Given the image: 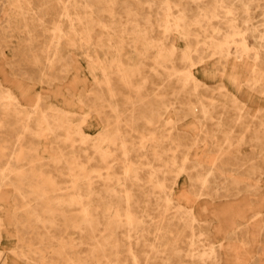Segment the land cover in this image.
<instances>
[{
	"label": "rangeland",
	"instance_id": "obj_1",
	"mask_svg": "<svg viewBox=\"0 0 264 264\" xmlns=\"http://www.w3.org/2000/svg\"><path fill=\"white\" fill-rule=\"evenodd\" d=\"M74 1L0 0V264H264V0H223L207 32L194 21L215 0H171L183 39L159 26L162 0H76L65 17ZM234 26L249 55L222 48Z\"/></svg>",
	"mask_w": 264,
	"mask_h": 264
},
{
	"label": "bare ground",
	"instance_id": "obj_2",
	"mask_svg": "<svg viewBox=\"0 0 264 264\" xmlns=\"http://www.w3.org/2000/svg\"><path fill=\"white\" fill-rule=\"evenodd\" d=\"M181 1V0H180ZM198 1V0H197ZM196 1V2H197ZM203 1V0H202ZM208 1V0H207ZM228 1V0H227ZM234 1V0H233ZM250 1H253V0H250ZM77 2L78 1H74L73 2V4H71V5H63V15L65 16V17H68V18H70V11H69V6L71 7H75V4H77ZM116 2V1H115ZM184 2V1H183ZM195 2V1H194ZM203 2H205V1H203ZM202 2V3H203ZM210 2H212V1H210ZM222 2H223V0H215V5H213V7H211V8H202L203 10L200 12V13H198V15H197V17H196V20H195V18H194V24H196V25H198L199 26V28L203 31V32H207L208 31V28L210 27V20H211V18L213 19V17H217L218 15H219V12H218V10L221 8V11H222V6L224 5V3L222 4ZM230 2H232V1H230ZM237 2V1H236ZM241 2V1H240ZM69 3H71V2H69ZM85 3V2H84ZM181 3H182V1H181ZM181 3H178L177 1H171V0H162V1H160V3L158 4V11H157V15H159V16H161L162 17V19L160 20L161 22H160V24H159V26L161 27V28H163V30H164V32L166 33V34H168V32L169 31H171V32H174V33H176L177 34V36L178 37H180V38H186V37H189L190 35H191V31L193 30V29H191L192 27H191V25L190 24H182V21H184L183 20V17L185 16V12H186V7H188V6H184L183 4H181ZM148 4V3H147ZM185 4H186V2H185ZM197 4V3H196ZM205 4V3H204ZM203 4V5H204ZM238 4V3H237ZM245 4V3H244ZM256 4V3H255ZM187 5H190V4H187ZM199 5H201V4H199ZM199 5H197V6H199ZM231 5V4H230ZM233 5V4H232ZM245 5H247V4H245ZM84 6H85V8H84V10L85 9H87V8H89L91 5H89V4H87V3H85L84 4ZM181 7V8H179L177 11L179 12V14H178V16L177 15H175V10H174V8L175 9H177L176 7ZM210 6V5H209ZM225 6V5H224ZM234 6V5H233ZM218 7H220L219 9H218ZM227 7H229V6H227ZM241 7V6H240ZM197 8V7H196ZM200 8V7H199ZM242 8V7H241ZM218 9V10H217ZM235 9V8H234ZM233 9V10H234ZM238 9V8H237ZM245 9H247V8H245ZM250 9V8H249ZM83 10V11H84ZM88 10V9H87ZM248 10V9H247ZM76 11V10H75ZM82 11V10H81ZM190 11V10H189ZM189 11H187V12H189ZM199 11V10H198ZM220 11V10H219ZM221 11H220V13H221ZM236 11V10H235ZM74 12V11H73ZM85 12L87 13V15H88V13H89V15L88 16H90L91 15V13H92V11L89 9L88 11H86L85 10ZM84 12V13H85ZM113 12V11H112ZM242 12V11H241ZM245 12V11H244ZM72 13V12H71ZM197 13V12H196ZM235 13V12H234ZM246 13V12H245ZM76 14V13H75ZM78 14V13H77ZM76 14V15H77ZM113 14V13H112ZM224 14V13H223ZM225 14H227V15H232L233 14V12L231 11V10H225ZM236 14V13H235ZM234 14V15H235ZM244 14V13H243ZM251 14V13H250ZM245 15V14H244ZM243 15V16H244ZM247 15V14H246ZM86 16V15H85ZM128 16V15H127ZM146 16V15H145ZM188 16V15H187ZM186 16V17H187ZM222 16H224V15H222ZM233 16V15H232ZM237 16H239V15H237ZM91 17V16H90ZM147 17V16H146ZM149 17H150V15H149ZM192 17H195V16H192ZM191 17V18H192ZM221 17V16H220ZM234 17H236V15L234 16ZM246 17V16H245ZM78 18V17H77ZM123 18V17H122ZM125 18H127V17H125ZM189 18V17H188ZM233 18V17H232ZM237 18L238 17H236V19H232V20H230L231 22L233 21V20H237ZM72 19V18H71ZM124 19V18H123ZM147 18H145L144 20L145 21H147L146 20ZM149 19V18H148ZM157 19V18H156ZM220 19V18H219ZM228 19V18H227ZM149 20H151V19H149ZM148 20V21H149ZM191 20V19H190ZM226 20V19H225ZM240 20V19H239ZM72 21V20H71ZM192 21V20H191ZM216 21V20H215ZM218 21V20H217ZM247 21V20H246ZM251 21V20H250ZM150 22V21H149ZM148 22V23H149ZM226 22H227V20H226ZM235 21H233V23H234ZM242 22V21H241ZM248 22V21H247ZM159 23V22H158ZM191 23V22H190ZM210 23V24H209ZM215 23V22H214ZM238 23V22H237ZM240 23V22H239ZM244 25H245V23L246 22H242ZM194 24H192V25H194ZM232 24V23H231ZM235 24H236V22H235ZM133 25H134V23H133ZM156 25V24H155ZM229 24L227 23V26H228ZM236 25H238V24H236ZM247 25H248V23H247ZM252 25V24H251ZM130 26V25H129ZM197 26V27H198ZM230 26H232V25H230ZM239 26V25H238ZM240 26H242V25H240ZM259 26V25H258ZM194 27V26H193ZM247 26H245V28H246ZM254 27V26H253ZM195 28V27H194ZM214 28V27H213ZM219 25H218V31L217 32H219L220 30H219ZM227 28H229V27H227ZM233 30L231 31V32H229L228 33V35L227 36H225V42L223 43V46H222V48H228L229 49V47H232L233 49H234V52H241V53H243V54H246V55H249L250 54V48H249V46L246 44V41H245V36H244V32L242 31L243 29L242 28H239V29H242L241 31L239 30V29H237V27L236 26H234V28L233 27H231ZM252 29V28H251ZM257 28H255V30H256ZM146 30V29H145ZM163 30H161V31H163ZM229 30V29H228ZM252 30H254V28L252 29ZM59 31V30H58ZM136 31V30H135ZM126 32H127V30H126ZM149 32V31H148ZM150 32H152V31H150ZM247 31H245V33H246ZM248 32H249V28H248ZM247 32V33H248ZM147 33V32H146ZM256 33H257V31H252L251 32V37H252V39L256 42V41H259L261 38H262V36H261V38H259V37H257V35H256ZM57 34V33H56ZM260 34V33H259ZM147 35H149V34H147ZM144 37L146 36V34L144 33V35H143ZM165 36V35H164ZM209 36V35H208ZM148 37V36H147ZM149 37H150V35H149ZM143 38V37H142ZM141 38V39H142ZM263 39V38H262ZM144 40H145V38H144ZM149 40V39H148ZM223 40H224V37H223ZM252 40V41H253ZM264 40V39H263ZM165 41V40H164ZM196 41V43H199V40H195ZM204 41H205V39H204ZM212 42H213V38H212V40H211ZM220 42V41H219ZM263 42V41H262ZM215 43V42H214ZM259 43V42H258ZM168 44V43H167ZM166 44V45H167ZM211 44H213V43H211ZM187 45V44H186ZM190 45V44H189ZM203 45H204V42H203ZM215 45V44H214ZM220 45H221V42H220ZM156 46L159 48V55H157L158 56V58H157V60H155V62L157 63V64H159V65H161L162 66V68H164V66H166L165 64H163L165 61H161V60H159V59H161V58H159V57H162L161 55H162V52H163V50L165 49L164 48V45H163V42H162V40H159V41H157L156 42ZM191 46V45H190ZM204 47V46H203ZM191 48V47H190ZM222 48H220V49H222ZM157 49V48H156ZM218 49V48H217ZM228 49H227V51H228ZM224 50V49H223ZM257 50V49H256ZM262 50V49H261ZM182 51V50H181ZM222 51V50H221ZM226 51V54L228 53ZM169 52H172L171 50H169ZM176 52V51H175ZM229 52H230V50H229ZM239 52V53H240ZM190 53H191V50L189 49V47L187 46V47H185V51H183V53H182V57H183V59L184 60H186L187 61V64H190V66H192V65H194L193 63H192V57H191V55H190ZM233 53V52H232ZM173 54V53H172ZM253 54V53H252ZM262 54V53H261ZM260 54V55H261ZM231 55V54H230ZM225 56V55H224ZM237 56V55H236ZM254 56H256V55H254ZM241 57H243V56H241ZM251 57V56H250ZM225 58H227V57H225ZM252 58V57H251ZM261 58V57H260ZM260 58H259V60H260ZM238 59V58H237ZM262 60V59H261ZM172 61V60H171ZM183 61V60H182ZM257 61V60H256ZM260 62V61H259ZM258 62V63H259ZM262 62V61H261ZM264 62V61H263ZM186 63V62H185ZM184 64V63H183ZM256 65V64H255ZM258 65V64H257ZM156 66V65H155ZM158 66V65H157ZM122 70V69H121ZM121 70H120V72H121ZM125 70V69H124ZM189 70V69H188ZM128 71H130V70H128ZM197 71L198 70H196V72L194 71V69L192 70H189V71H187L184 75H182V78H181V80L180 81H182V83L184 82V81H186V83H187V80H194L196 77H195V73H197ZM133 72V71H132ZM121 74V73H120ZM125 74V73H124ZM141 74V73H140ZM211 74V71H208V72H206V75H210ZM122 75V74H121ZM171 75V74H170ZM120 76V75H119ZM142 76V75H141ZM107 77V76H106ZM110 77V76H109ZM121 78V77H120ZM124 78H125V76H124ZM108 79V78H107ZM122 79H123V75H122ZM109 80V79H108ZM107 80V81H108ZM188 81V82H189ZM123 82V81H122ZM122 82H120V83H122ZM109 83V82H108ZM124 83V82H123ZM128 83V82H127ZM131 83H132V81H131ZM123 85V84H122ZM126 85V84H125ZM128 85V84H127ZM131 85V84H130ZM108 87V86H107ZM130 87V86H129ZM131 88V87H130ZM119 89V88H118ZM113 93V92H112ZM8 96V95H7ZM6 97V96H5ZM0 99H1V97H0ZM4 99V98H3ZM6 102V101H5ZM4 103V102H3ZM156 103H160V102H156ZM5 104V103H4ZM152 104H154V103H152ZM8 106V105H7ZM10 106V105H9ZM155 107H158L159 108V106L157 105V106H155ZM152 109H153V107H151ZM157 108V109H158ZM161 108V107H160ZM19 109V108H18ZM150 109V108H149ZM116 110V109H115ZM146 110V109H145ZM154 110H156V109H154ZM15 111V110H14ZM158 111V110H157ZM157 111H155V112H157ZM116 112V111H115ZM119 112V111H118ZM150 112V111H149ZM154 112V111H153ZM114 113V112H113ZM151 113H152V111H151ZM153 114V113H152ZM117 117V116H116ZM101 118V117H100ZM118 118V117H117ZM102 119V118H101ZM106 119V118H105ZM116 119V118H115ZM119 119V118H118ZM117 119V120H118ZM100 120V119H99ZM118 121H121L120 119L118 120ZM114 122V121H113ZM108 124H109V122H107ZM115 123V122H114ZM116 123H118V125H121L120 124V122H117L116 121ZM247 123H248V121H247ZM20 124V123H19ZM262 124H263V122H262ZM262 124H261V126H262ZM107 125V124H106ZM117 125V124H116ZM247 125V124H246ZM246 125H244V126H246ZM264 125V124H263ZM19 126V125H18ZM114 126H115V124H114ZM22 127H24V126H22ZM263 127V126H262ZM248 128V127H247ZM261 128V127H260ZM25 129V128H24ZM118 130V129H117ZM116 130V131H117ZM120 132V131H119ZM119 134V133H118ZM21 135V134H20ZM69 136V135H68ZM101 136V135H100ZM122 136V135H121ZM114 137H116V136H114ZM114 137H113V139H114ZM121 138H123V137H121ZM112 139V140H113ZM119 139V138H118ZM7 140H9V138L7 139ZM21 140V139H20ZM69 140H70V138H69ZM115 140V139H114ZM4 141V140H3ZM19 141V138H18V140H17V142ZM120 141H122V140H120ZM8 142V141H7ZM7 142H5V143H7ZM110 142V141H109ZM20 143V142H19ZM113 143V142H112ZM123 143V142H122ZM116 144V143H115ZM114 144V145H115ZM113 145V146H114ZM117 145V144H116ZM126 145V144H125ZM124 145V146H125ZM3 146H4V144H3ZM29 146V145H28ZM5 147V146H4ZM95 147V146H94ZM123 147V146H122ZM99 148V147H98ZM124 148V147H123ZM126 148V147H125ZM6 149V148H5ZM3 151V150H2ZM125 151H126V149H125ZM100 155H98V156H102V158L103 157H106V156H103L104 154L103 153H99ZM123 154V153H122ZM125 154H127L126 152H125ZM127 157V156H126ZM99 159V158H98ZM128 159V158H127ZM103 160H105L106 161V159H103ZM96 163H94V164H97V161H95ZM101 162H103L102 160H101ZM103 164V163H102ZM100 165V164H99ZM104 165V164H103ZM105 165H106V163H105ZM94 166V165H93ZM102 166V165H101ZM164 166V165H163ZM99 167V166H98ZM97 167V168H98ZM108 167V166H107ZM107 167H105L106 169H107ZM90 168V167H89ZM100 168V167H99ZM152 167H150V169H151ZM154 168V167H153ZM163 168V167H162ZM166 168H168L167 167V165H166ZM86 169V168H85ZM94 169H95V166H94ZM125 169V168H124ZM128 169V168H127ZM149 169V170H150ZM165 169V168H164ZM97 171V170H96ZM159 171V170H158ZM160 171H162V170H160ZM166 171V170H165ZM164 171V172H165ZM94 172V171H93ZM126 172H127V170H126ZM156 172V171H155ZM168 172V171H167ZM61 173V172H60ZM96 174H97V172H95ZM157 173V172H156ZM56 174V173H55ZM59 174V173H58ZM57 174V175H58ZM103 174V173H102ZM124 174H125V172H124ZM161 174V173H160ZM154 175H155V173H154ZM82 176V175H81ZM98 176V175H97ZM127 176V175H126ZM58 177V176H57ZM56 177V178H57ZM60 177H62V176H60ZM86 182H85V186H86V188L87 189H94V181L92 180V177L88 174V175H86ZM107 177V176H106ZM55 177H54V179H56ZM83 178V177H82ZM51 179H53V178H51ZM53 179V180H54ZM58 179H60V178H58ZM66 179V178H65ZM78 178H72V181H71V184H72V188L73 189H76L77 191L79 190V189H81L80 187H79V184L77 183V180ZM101 179V178H100ZM52 180V181H53ZM64 180V179H63ZM84 180H85V178H84ZM99 180V179H98ZM63 182V181H62ZM104 182V181H103ZM98 183V182H97ZM96 183V184H97ZM60 184V183H59ZM53 185H55V184H53ZM208 185V184H207ZM212 185V184H211ZM56 186V185H55ZM62 186H64L63 184H62ZM96 186V185H95ZM61 187V186H60ZM65 187V186H64ZM104 187H106V189L109 191L110 190V186H104ZM72 188H71V190H72ZM101 188V187H100ZM125 188H127V187H125ZM134 189V188H133ZM132 189V190H133ZM59 190V189H58ZM73 191V190H72ZM95 191V190H94ZM70 192V191H69ZM74 192V191H73ZM80 192L81 191H78L77 193V196H76V204L79 206V211L83 214V216L87 219V221L88 222H91L90 220V212H89V210L87 209V207H85V204L83 203L84 202V200H83V198H82V194H80ZM131 192V191H130ZM133 192H135V191H133ZM82 193V192H81ZM99 193V192H98ZM105 193V192H104ZM100 194H102V191L100 192ZM160 194V197L162 196V193L160 192L159 193ZM135 195V194H134ZM75 197V196H74ZM73 197V198H74ZM96 197H98V196H96ZM102 197V196H101ZM100 197V198H101ZM158 197V196H157ZM104 198V195H103V197L101 198V199H103ZM138 198V197H137ZM115 200V199H114ZM185 200H187V199H185ZM99 201V200H98ZM123 201H124V204H123V206H124V218L122 219V220H120V223H122L123 222V224L125 223V227H123V228H125V230L127 231V238H130L131 236H132V230H133V226H134V221H135V217H134V213H135V211L136 210H133V206L135 205V206H137V208L139 207V202H135V204L133 205L131 202H130V196L128 195V193L126 192V190H125V194H124V197H123ZM140 201V200H139ZM97 203V202H96ZM120 200H118V201H111V204H113L114 206H120ZM181 203V202H180ZM188 203H189V201H188ZM73 204H74V199H73ZM73 204H72V206H73ZM95 204V203H94ZM99 204V203H98ZM182 204V203H181ZM75 205V204H74ZM168 205H169V203H168ZM168 205L167 204H165V206L166 207H168ZM180 205V204H179ZM76 206V205H75ZM147 206V205H146ZM190 207V206H189ZM72 208V207H71ZM76 208V207H75ZM97 209H98V205H97V207H96ZM164 208V207H163ZM171 208V207H170ZM96 209V210H97ZM134 209H136V207L134 208ZM146 209H148V208H146ZM140 210V209H139ZM164 210H166V209H164ZM169 210V209H168ZM93 211V210H92ZM98 210L97 211H95V213H97L98 214ZM145 212H147V210L145 211ZM141 214H143L142 212H141ZM190 214V213H189ZM192 216V215H191ZM193 217V216H192ZM84 218V219H85ZM99 219V221H104V222H100V224H102V225H104V228H106L107 226H111V223L112 222H109L108 220H104V219H102V218H98ZM97 219V220H98ZM92 220H93V218H92ZM193 220V219H192ZM86 221V222H87ZM185 221V220H184ZM183 222V221H182ZM187 222V221H186ZM83 223H85V222H83ZM98 223V222H97ZM120 223H117L116 225H119ZM184 223V222H183ZM88 224V223H87ZM86 224V225H87ZM90 224H92V223H90ZM93 224H94V222H93ZM99 224V225H100ZM189 223L187 222V225H188ZM98 225V226H99ZM101 225V226H102ZM172 225V223H169V226H171ZM184 225V224H183ZM187 225H185V226H187ZM94 226V225H93ZM121 226H122V224H121ZM124 226V225H123ZM191 226V225H190ZM84 229V228H83ZM92 229H93V227H92ZM86 231H87V229H85ZM89 230V229H88ZM96 230H98V229H96ZM85 232V231H84ZM85 234H86V232H85ZM84 234V235H85ZM88 235H90V233L88 234ZM93 235H95V233L93 234ZM92 236V235H91ZM94 238V237H93ZM92 238V239H93ZM96 238V237H95ZM100 240V239H99ZM129 240V239H128ZM128 240H127V243H130V242H128ZM96 241V240H95ZM125 241V240H124ZM113 242V241H112ZM114 243V245H113V248H114V253L115 254H117L118 252L116 251L117 250V242L116 241H114L113 242ZM125 244H126V241H125ZM132 245V244H131ZM129 248V247H128ZM178 250V249H177ZM101 252V251H100ZM112 252V251H111ZM117 252V253H116ZM176 253V252H175ZM177 253H179V252H177ZM166 254H167V252H166ZM181 254V253H180ZM106 254H104L103 256H105ZM128 255V254H127ZM129 255L130 256H132L133 257V260L135 261V257H136V254L133 252V251H131V250H129ZM204 255V254H203ZM210 258V257H209ZM204 259V258H203ZM211 259V258H210ZM203 261V260H202Z\"/></svg>",
	"mask_w": 264,
	"mask_h": 264
}]
</instances>
